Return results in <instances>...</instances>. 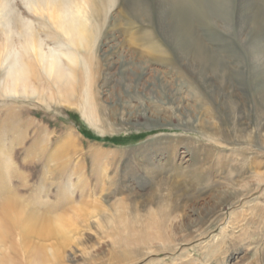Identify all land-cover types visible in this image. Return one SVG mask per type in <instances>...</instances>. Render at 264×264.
<instances>
[{"label":"rangeland","instance_id":"rangeland-1","mask_svg":"<svg viewBox=\"0 0 264 264\" xmlns=\"http://www.w3.org/2000/svg\"><path fill=\"white\" fill-rule=\"evenodd\" d=\"M7 1L15 13L10 41L33 92L9 96L0 86V204L8 191L24 204L38 200L50 216H64L73 206L86 214L66 241L40 238V250L56 254L55 259L46 256L45 264H264V151L222 137L232 135L240 123L251 137L258 129L250 59L235 26L239 0L208 5L211 17L194 24L198 40L228 67L226 79L213 82L212 94L193 81L163 41L156 0H123L137 10L134 21L119 8L122 0L107 7L90 52L70 47L45 16L26 7L27 0ZM219 8L224 14L231 11L230 32ZM20 21L34 28L44 51L52 50L62 66L73 69L69 103L60 99V91L23 45ZM1 32L2 27L0 85L6 76ZM146 161L169 180L179 174L185 193L198 198L185 199L176 218L167 222L173 225L165 227L170 239L125 245L118 213L129 217L128 212H137L143 221L157 208L147 197L160 188L143 170ZM203 185L210 190L202 192ZM124 197L129 199L123 205L132 208L117 212L114 206ZM13 233L16 240L9 231L10 236H0V264H29L19 234Z\"/></svg>","mask_w":264,"mask_h":264},{"label":"bare ground","instance_id":"bare-ground-1","mask_svg":"<svg viewBox=\"0 0 264 264\" xmlns=\"http://www.w3.org/2000/svg\"><path fill=\"white\" fill-rule=\"evenodd\" d=\"M156 2H157V8H158L157 14H158V20H159L158 30L160 31V35L163 41L172 48L173 54L178 59V62L182 65V68H184L190 74V77L193 79V81H195V83L199 85V87L201 86L203 89H206L208 93L216 91L215 90L216 86L213 82L219 80V78H220V81L225 80L226 79L225 78L226 69L228 67L226 68L225 65L198 40L194 32V24L201 17H205V19L206 17L210 18L211 15L207 9V6L212 5V4H218L219 0L218 1L216 0H156ZM239 2H240V7L237 12V22L235 26H236V32H237L238 39L242 42L241 44H243V46H245V48L247 49L249 59H250L249 61L251 65L250 66L251 71H250V75L248 79H249L250 88L252 90V96L255 101V106H256L255 111H257V114H256L257 117L255 116V118L254 117L253 118L254 119L257 118L256 125L258 129L255 128L257 129L255 132V136L251 137L250 129L246 127V125H244L243 123L242 124L240 123L237 125V129L232 131L233 132L232 135L226 134L224 132L222 133V137L223 139H225L226 142L229 141L230 139H235L236 142H239L240 140H242L244 141L242 143L248 144L252 147H257L258 149L264 151V0H239ZM233 3H234V0H233ZM118 4H119L118 0H27L26 7L28 9H31L35 14H40V15L45 16L46 17L45 19L48 20V22L52 25L55 31L59 32L61 36L65 38V40L67 41V44L70 45V47H73V49L75 48L78 51L79 49H81L84 52H90L101 30L102 25L99 24V19L102 18L101 17L103 16L102 13L104 12V10L108 9L107 7H109L110 9L111 7L118 5ZM215 6H218V5H215ZM139 7H142V6H139ZM119 8L122 9L123 13L127 14L129 19L133 20L137 18V10L135 8H130L129 5L125 3V1L123 0L121 1ZM210 8L213 9L211 6ZM220 8L218 9V11L220 10ZM142 9L144 8L142 7ZM221 12H223V10ZM14 14L15 13L13 11V8L11 7V2L7 0H0V27H2V32L4 33L3 35L4 40L2 41L4 57H3V61L1 62L4 63L3 65H5V72H6V76L2 78L0 86L2 87L1 90L3 92L7 93L8 95L10 94L9 96L24 95V94H27V92L29 91L33 92L32 91L33 88L31 87L32 89H30V86L28 84L29 82L27 81V76H26L27 73L24 69V66L22 65L21 60L16 56L15 50H13V45H12L13 43L11 44V41H10L11 35H12V30H11L12 15ZM220 14L221 13L218 12L217 15H220ZM225 14L224 15L226 19L225 18L224 19L227 20L226 26L230 32L231 20H232L231 18L232 14H231L230 9ZM139 15L140 14H138V16ZM233 18L235 19V16ZM222 20L223 19H221V21ZM211 21L214 22L213 20ZM20 25L22 28V32L20 33V35L22 36L23 41H24L23 45L28 49L29 52H31L34 55L35 59L38 61V63L44 70L45 75H47L48 78L51 79L52 83L56 86L57 90L60 91L59 92L60 99L66 103H69L70 101H72V96H73L71 92L72 85L74 82L73 69L69 70L67 67L62 66L61 63L58 61L56 54L52 50L44 51V45L42 43V40H40V38L38 37L34 28L31 27V25L27 23H23L21 21H20ZM233 30L232 32H234ZM198 35L200 36L199 33ZM234 35L236 37V34ZM234 35H231V36H234ZM218 42H219V39H218ZM238 44H240V42ZM241 49H242V46H241ZM163 51L167 53V51L162 49L161 52L164 53ZM243 55H245L244 51H243ZM75 59L71 58L68 61L70 64H75ZM159 59L160 58H158V60ZM7 94H5V96ZM91 113L92 112H90V114ZM229 132L230 131H228V133ZM208 134L210 133L208 132ZM207 137H210V136H207ZM217 139L218 138H216V140ZM145 164L146 166H142L143 170L145 171L146 174H149L153 187L160 188L158 194H155V195L149 194L147 197L148 201L152 202L157 208L155 211H150V212H147L146 210L147 214L145 213L146 215L143 216L144 217L143 221L142 220L139 221L136 215L137 212H135L136 214L132 212H128L129 217H126L123 211L122 212L117 211V209L123 208L122 207L124 206L123 201H126L127 199H129L128 198L129 196L126 198L124 197L123 200L121 199L122 201L120 200V202L117 204L118 206H114V208L116 207L115 208L116 211L119 212L118 215L116 214L117 212L115 214L117 215L116 218H118L117 225L119 226V232H120L119 234H121L122 238L124 239V243L133 242L137 244L138 243L147 244V243H152L156 240L162 241L165 239H170L173 235L169 234V232L166 233L165 231L166 229L165 227H167L166 226L167 222L169 220L176 218V214L178 210L180 209V207L183 205V202L185 199L193 200V199L198 198L197 196H192V197L188 196L185 193V191L183 190L181 186V181L178 179L179 174L178 176L176 177L174 176L171 180H169L167 177H165V175L159 169L158 170L155 169L157 168L156 166L149 164L148 161H146ZM262 180L263 178L261 179V181ZM233 186H235V184ZM208 189H209L208 186H204L200 190L202 192H206V190ZM196 194H199V193L197 192ZM224 195H226V192ZM2 196L3 197L1 200V204H0V211L2 212L3 218L1 219V222H0L2 225L0 228V236L5 232L8 235V231H9L10 233L12 232V234L15 237L16 233L14 234L13 232L14 231L17 232L19 234L18 235L19 240H20L19 242L21 243L20 246L22 247L23 251H25V254H28V256L26 257L28 258L29 264H45L46 262H48L46 261L47 260L46 256H49L55 259L53 255H56V254L54 253L53 250H51L50 252L49 251L45 252L46 250H43V249L40 250V246H42L39 244L40 238H46V240L50 238H56V239L63 238V240L66 241L67 239H69V235L73 233V227L81 223V220H83V218L86 215L85 212H83L80 208L73 206L70 209L67 208L68 214L66 215L64 214V216L62 215L50 216L49 214H47L49 213L48 211L41 209L39 207L43 205V203L39 202L40 205L37 206L38 200H37V203L34 202L33 205L30 204L31 205L30 206L28 204H24L23 201L12 196L10 192L8 191L6 192L5 195H2ZM240 196L241 195H239V193L234 192L233 197H240ZM154 197L156 198L154 199ZM141 198H143V196ZM129 205L130 204H126L124 206L126 207L125 210L129 211L132 208L131 207L132 205H130L131 208L129 209ZM217 205L221 206L222 203H217ZM39 208L41 210H39ZM43 210L44 212H42ZM132 214L133 216H131ZM251 214H254V213L251 212ZM178 218L180 219L181 217L178 216ZM261 222L262 221H260V224ZM167 225H169L170 228L173 226V225L172 226L170 225V222ZM134 228H136V230ZM106 233H109V232H105V234ZM8 236H10V234ZM121 236L119 235V238ZM16 238H17V235L15 237V240ZM117 239L115 238V240ZM64 241H61L62 244L64 243ZM222 241H225V239H223ZM15 245L18 246V243ZM17 246L15 248H17Z\"/></svg>","mask_w":264,"mask_h":264}]
</instances>
